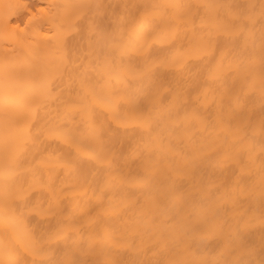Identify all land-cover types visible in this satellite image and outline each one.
I'll use <instances>...</instances> for the list:
<instances>
[{
    "label": "bare ground",
    "instance_id": "1",
    "mask_svg": "<svg viewBox=\"0 0 264 264\" xmlns=\"http://www.w3.org/2000/svg\"><path fill=\"white\" fill-rule=\"evenodd\" d=\"M262 120L264 0H0V261L264 264Z\"/></svg>",
    "mask_w": 264,
    "mask_h": 264
},
{
    "label": "snow or ice",
    "instance_id": "2",
    "mask_svg": "<svg viewBox=\"0 0 264 264\" xmlns=\"http://www.w3.org/2000/svg\"><path fill=\"white\" fill-rule=\"evenodd\" d=\"M79 7H92V5L90 4H87V5H80ZM46 11V8L45 7H41L39 9L38 12H33L32 15L29 17V20H33V19H36V18H39V13H43ZM95 28V25L94 24H90V30H94ZM45 93L47 94L48 93V89H47V85L45 86ZM262 132H264V120H262ZM58 130L57 129H52V128H49V129H43L42 130V135H45V136H48V137H56L58 136ZM262 151H264V147H262ZM59 166L61 167H69L70 164L68 162H60ZM0 222H2V218H0ZM55 238V235L53 234V236L50 237V239H53ZM5 254L4 253V250L3 249H0V255H3ZM8 259L6 261H0V264H25V262L20 259L19 257V254H12V253H8ZM32 255L34 256H42L43 255V252L41 250H34L32 252ZM45 264H76V262L74 260H71V259H67V258H64V259H59V260H48L45 262ZM168 264H184L183 261H180V260H172V261H169Z\"/></svg>",
    "mask_w": 264,
    "mask_h": 264
}]
</instances>
